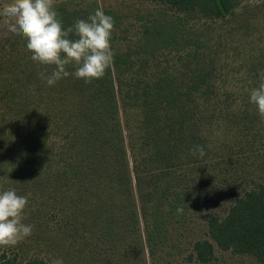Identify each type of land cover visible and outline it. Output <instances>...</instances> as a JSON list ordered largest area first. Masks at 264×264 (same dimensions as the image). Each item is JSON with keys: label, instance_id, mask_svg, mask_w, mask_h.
<instances>
[{"label": "trees", "instance_id": "16d2710c", "mask_svg": "<svg viewBox=\"0 0 264 264\" xmlns=\"http://www.w3.org/2000/svg\"><path fill=\"white\" fill-rule=\"evenodd\" d=\"M143 1L153 10L122 27L106 0H56L65 29L113 18V63L91 84L69 65L48 86L26 41L0 35V190L28 196L33 226L0 264H171L173 232L212 204L187 259L217 248L264 264V121L249 103L264 23L237 19L242 0Z\"/></svg>", "mask_w": 264, "mask_h": 264}, {"label": "clouds", "instance_id": "9594fccd", "mask_svg": "<svg viewBox=\"0 0 264 264\" xmlns=\"http://www.w3.org/2000/svg\"><path fill=\"white\" fill-rule=\"evenodd\" d=\"M0 17L9 33L26 41L31 60L42 68L38 75L48 86L70 75L66 70L69 65L75 69L71 75L91 84L102 79L113 63L110 39L114 21L100 9L66 29L58 19L55 0H11L0 7ZM260 75L261 82L250 91L249 103L264 121V71ZM192 154L202 158L204 146H195ZM27 205V195H18L15 189L0 190V246H16L31 236L33 226L24 223ZM176 211L181 214L183 209ZM51 264H63V260L53 259Z\"/></svg>", "mask_w": 264, "mask_h": 264}, {"label": "rangeland", "instance_id": "374dc122", "mask_svg": "<svg viewBox=\"0 0 264 264\" xmlns=\"http://www.w3.org/2000/svg\"><path fill=\"white\" fill-rule=\"evenodd\" d=\"M10 2L11 0H0V7H3L4 4ZM106 2L114 10L122 13L121 18L123 21H130V19L133 18L130 15H128L129 17L126 18V15H124V13H130L126 11H130L136 6L139 7L141 13H146L149 10H153V4H151L150 2H145L143 0H106ZM246 8L248 9V14L244 13L246 11ZM237 12V19L242 18L243 14L251 16L252 13H256L255 15H252V20H257L261 25L262 23H264V0H242V3L237 9ZM3 19V17H0V35H9L10 33L7 31V27L3 23ZM235 21L236 19L233 20L231 24H234ZM125 26H128L126 21L124 22V25L122 24V27ZM261 31L264 32L262 29ZM249 32H251V34L253 33L252 30H250ZM257 32L258 30L254 31V33ZM214 205L215 204H212L210 207L201 205L199 207L192 208L190 214L191 219L189 223L185 227H180L181 229L179 228L177 231L173 232L172 240L176 242V246H173L174 255L171 257V259L173 258L171 264H199L194 260L187 259V255L192 250L193 241L199 238L207 237L205 234L203 214L207 211L219 209L217 205ZM173 247H171V249ZM215 254L216 258L209 264H259L251 256L236 254L230 250L223 251L216 248Z\"/></svg>", "mask_w": 264, "mask_h": 264}]
</instances>
